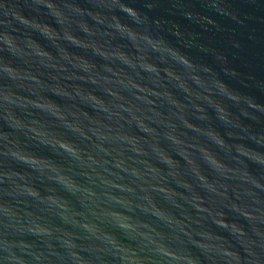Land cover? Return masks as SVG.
Listing matches in <instances>:
<instances>
[{
	"label": "water",
	"instance_id": "1",
	"mask_svg": "<svg viewBox=\"0 0 264 264\" xmlns=\"http://www.w3.org/2000/svg\"><path fill=\"white\" fill-rule=\"evenodd\" d=\"M0 264H264V0H0Z\"/></svg>",
	"mask_w": 264,
	"mask_h": 264
},
{
	"label": "clouds",
	"instance_id": "2",
	"mask_svg": "<svg viewBox=\"0 0 264 264\" xmlns=\"http://www.w3.org/2000/svg\"><path fill=\"white\" fill-rule=\"evenodd\" d=\"M128 6V5H127ZM128 7H131V6H128Z\"/></svg>",
	"mask_w": 264,
	"mask_h": 264
}]
</instances>
